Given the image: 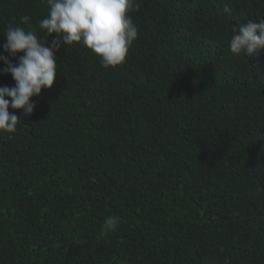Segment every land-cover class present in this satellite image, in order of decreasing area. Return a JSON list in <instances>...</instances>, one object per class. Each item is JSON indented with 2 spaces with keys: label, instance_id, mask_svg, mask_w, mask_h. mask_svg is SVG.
Listing matches in <instances>:
<instances>
[{
  "label": "trees",
  "instance_id": "1",
  "mask_svg": "<svg viewBox=\"0 0 264 264\" xmlns=\"http://www.w3.org/2000/svg\"><path fill=\"white\" fill-rule=\"evenodd\" d=\"M48 7L0 0V54L24 15L44 37ZM130 14L123 64L62 46L53 87L0 133V264H264V50L228 48L264 0H133Z\"/></svg>",
  "mask_w": 264,
  "mask_h": 264
},
{
  "label": "clouds",
  "instance_id": "2",
  "mask_svg": "<svg viewBox=\"0 0 264 264\" xmlns=\"http://www.w3.org/2000/svg\"><path fill=\"white\" fill-rule=\"evenodd\" d=\"M47 4L48 14L38 24L44 37L37 34L28 15L20 17L27 28L9 25L4 30L3 50L8 55L0 54V61L6 65L3 73L11 74L15 86L0 87V133H14L20 117L34 113L32 97L53 87L58 68L56 53L62 46L82 44L99 55L102 67L109 68L126 61L138 38L139 30L130 14L133 0H47ZM230 11L225 6L224 12ZM53 33L59 38L48 45L47 38ZM228 48L237 57H251L264 50V18L234 27ZM19 53L23 55L14 63L9 57ZM10 107L23 109V114L10 113ZM117 223V219L110 220V230L114 231Z\"/></svg>",
  "mask_w": 264,
  "mask_h": 264
}]
</instances>
